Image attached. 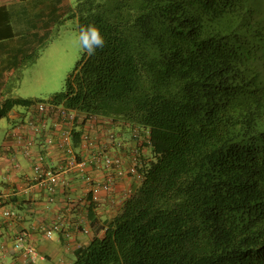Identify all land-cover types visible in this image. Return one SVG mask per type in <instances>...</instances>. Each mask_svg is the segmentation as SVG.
Returning a JSON list of instances; mask_svg holds the SVG:
<instances>
[{
    "label": "trees",
    "instance_id": "trees-1",
    "mask_svg": "<svg viewBox=\"0 0 264 264\" xmlns=\"http://www.w3.org/2000/svg\"><path fill=\"white\" fill-rule=\"evenodd\" d=\"M262 7L76 0L69 8L77 31L94 25L104 47L93 56L81 49L63 89L38 101L104 119L119 152L133 143L141 174L114 215L91 220L101 233L70 264H264ZM36 101L3 96L0 118ZM68 196L69 212L86 204Z\"/></svg>",
    "mask_w": 264,
    "mask_h": 264
},
{
    "label": "built area",
    "instance_id": "built-area-1",
    "mask_svg": "<svg viewBox=\"0 0 264 264\" xmlns=\"http://www.w3.org/2000/svg\"><path fill=\"white\" fill-rule=\"evenodd\" d=\"M2 98L0 93V102ZM105 122L60 102H34L24 119L12 123L0 146V175L13 183L10 194L40 192L57 209L60 208L57 195L70 190L71 180L77 177L86 186L90 201L100 202L101 193L114 201L116 182L125 178L139 181L141 174L134 153L124 164L118 150L120 143L112 130L104 127ZM133 136L139 137V131H134ZM22 159L28 163L29 173L24 172ZM98 172L102 173L101 178L94 176ZM68 197L69 211L74 203ZM2 215L5 219L17 216L12 208L4 209ZM59 231L64 232V222L62 214L57 212L41 232L50 239ZM81 231L88 229L84 225ZM11 248L21 260L18 264H35L40 258L27 232L16 234Z\"/></svg>",
    "mask_w": 264,
    "mask_h": 264
},
{
    "label": "crops",
    "instance_id": "crops-1",
    "mask_svg": "<svg viewBox=\"0 0 264 264\" xmlns=\"http://www.w3.org/2000/svg\"><path fill=\"white\" fill-rule=\"evenodd\" d=\"M71 6L67 0H0V89L8 81L9 75L20 69L42 46L49 44L54 25L68 17ZM16 114L12 110L8 117ZM131 147L133 143L122 142L120 152L125 165L129 162ZM22 164L24 172L29 173L28 163L22 159ZM94 176L101 178L102 173H94ZM16 181L20 184L19 180ZM71 182L72 189L64 192L65 198L69 194L74 195L82 198L86 204L77 212H62L64 232H58L48 239L42 235L41 229L54 220L57 211L61 212V205L56 209L40 192L10 194L13 183L0 175V264H18L21 261L11 248L12 238L20 232L29 233L40 255L35 264H70L73 250L87 244L95 233H101V230L94 231L91 220L114 215L126 193L136 185L132 178L118 180L113 190L114 201L101 193L100 202L89 210L84 200L88 196L86 186L77 177ZM60 195H57V199H60ZM8 208L14 209L17 216L5 219L2 212ZM84 225L87 232L81 231Z\"/></svg>",
    "mask_w": 264,
    "mask_h": 264
},
{
    "label": "rangeland",
    "instance_id": "rangeland-1",
    "mask_svg": "<svg viewBox=\"0 0 264 264\" xmlns=\"http://www.w3.org/2000/svg\"><path fill=\"white\" fill-rule=\"evenodd\" d=\"M67 1L73 5L76 0ZM262 4L260 16L264 19V0ZM51 34V41L42 46L35 59L27 60L20 69L9 75L8 81L0 89L3 96L47 100L63 89L66 76L73 70L81 54V48L76 42V20L64 17L54 25ZM13 110L17 113L15 116L0 118V146L13 121L22 120L28 114V107L21 105H15ZM70 258L72 261L73 257Z\"/></svg>",
    "mask_w": 264,
    "mask_h": 264
},
{
    "label": "clouds",
    "instance_id": "clouds-1",
    "mask_svg": "<svg viewBox=\"0 0 264 264\" xmlns=\"http://www.w3.org/2000/svg\"><path fill=\"white\" fill-rule=\"evenodd\" d=\"M76 42L89 56L95 55L97 48L104 47V38L94 25L80 26Z\"/></svg>",
    "mask_w": 264,
    "mask_h": 264
}]
</instances>
